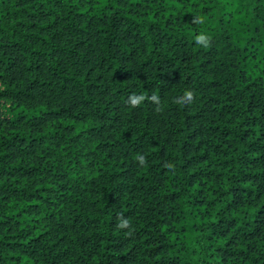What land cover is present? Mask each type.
I'll return each mask as SVG.
<instances>
[{
	"label": "trees",
	"instance_id": "16d2710c",
	"mask_svg": "<svg viewBox=\"0 0 264 264\" xmlns=\"http://www.w3.org/2000/svg\"><path fill=\"white\" fill-rule=\"evenodd\" d=\"M0 264H264V0H0Z\"/></svg>",
	"mask_w": 264,
	"mask_h": 264
},
{
	"label": "clouds",
	"instance_id": "9594fccd",
	"mask_svg": "<svg viewBox=\"0 0 264 264\" xmlns=\"http://www.w3.org/2000/svg\"><path fill=\"white\" fill-rule=\"evenodd\" d=\"M199 18L198 17H195L194 18V21L195 20H198ZM202 22V21H200ZM195 40L197 43L203 45V46H207L209 44V38L206 34L204 33H199L198 35L195 36ZM193 96H194V93L192 90H185L183 91L182 94L178 95L175 99H176V102L177 103H180V104H183V103H187V102H191L192 99H193ZM153 100L155 101H159V97L156 96V95H153L152 97ZM143 100V96H134L132 98V103L133 104H138L139 102H141ZM129 225V220L128 219H123L120 224H119V227L121 228H125Z\"/></svg>",
	"mask_w": 264,
	"mask_h": 264
}]
</instances>
